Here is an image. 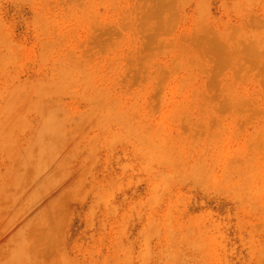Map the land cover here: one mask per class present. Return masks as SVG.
Listing matches in <instances>:
<instances>
[{"label": "rangeland", "instance_id": "374dc122", "mask_svg": "<svg viewBox=\"0 0 264 264\" xmlns=\"http://www.w3.org/2000/svg\"><path fill=\"white\" fill-rule=\"evenodd\" d=\"M0 264H264V0H0Z\"/></svg>", "mask_w": 264, "mask_h": 264}]
</instances>
